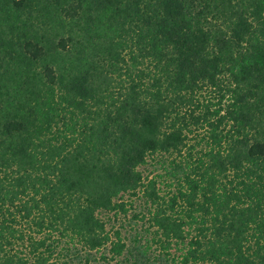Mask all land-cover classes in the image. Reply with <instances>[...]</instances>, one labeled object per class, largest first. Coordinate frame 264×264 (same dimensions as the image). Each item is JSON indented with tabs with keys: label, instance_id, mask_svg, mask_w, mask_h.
Segmentation results:
<instances>
[{
	"label": "trees",
	"instance_id": "trees-1",
	"mask_svg": "<svg viewBox=\"0 0 264 264\" xmlns=\"http://www.w3.org/2000/svg\"><path fill=\"white\" fill-rule=\"evenodd\" d=\"M0 264H264V0H0Z\"/></svg>",
	"mask_w": 264,
	"mask_h": 264
}]
</instances>
